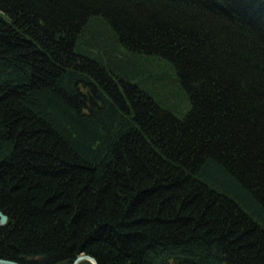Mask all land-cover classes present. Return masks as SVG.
Segmentation results:
<instances>
[{"label": "trees", "instance_id": "16d2710c", "mask_svg": "<svg viewBox=\"0 0 264 264\" xmlns=\"http://www.w3.org/2000/svg\"><path fill=\"white\" fill-rule=\"evenodd\" d=\"M0 210L22 264H264V0H0Z\"/></svg>", "mask_w": 264, "mask_h": 264}, {"label": "water", "instance_id": "95a60500", "mask_svg": "<svg viewBox=\"0 0 264 264\" xmlns=\"http://www.w3.org/2000/svg\"><path fill=\"white\" fill-rule=\"evenodd\" d=\"M7 220V214L0 210V224H3ZM82 259H88L92 264H99L98 260L96 257L89 253H79L71 262V264H77L80 260ZM0 264H22L21 262L15 260V259H10V258H5V257H0Z\"/></svg>", "mask_w": 264, "mask_h": 264}, {"label": "rangeland", "instance_id": "374dc122", "mask_svg": "<svg viewBox=\"0 0 264 264\" xmlns=\"http://www.w3.org/2000/svg\"><path fill=\"white\" fill-rule=\"evenodd\" d=\"M153 60H155V59H153ZM152 66H156V61H154V63H152ZM181 105V104H180Z\"/></svg>", "mask_w": 264, "mask_h": 264}]
</instances>
